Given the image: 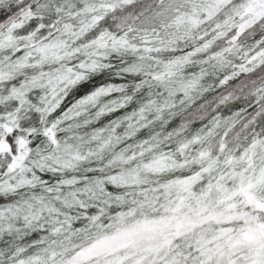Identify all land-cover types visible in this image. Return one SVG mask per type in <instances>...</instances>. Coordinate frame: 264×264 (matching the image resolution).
I'll list each match as a JSON object with an SVG mask.
<instances>
[{
	"label": "snow or ice",
	"instance_id": "6c2138e0",
	"mask_svg": "<svg viewBox=\"0 0 264 264\" xmlns=\"http://www.w3.org/2000/svg\"><path fill=\"white\" fill-rule=\"evenodd\" d=\"M0 264H264V0H0Z\"/></svg>",
	"mask_w": 264,
	"mask_h": 264
}]
</instances>
